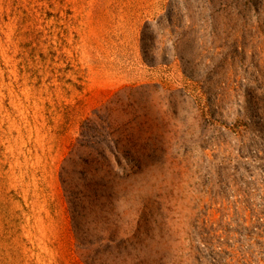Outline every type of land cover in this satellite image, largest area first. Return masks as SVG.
Instances as JSON below:
<instances>
[{"label":"rangeland","instance_id":"obj_1","mask_svg":"<svg viewBox=\"0 0 264 264\" xmlns=\"http://www.w3.org/2000/svg\"><path fill=\"white\" fill-rule=\"evenodd\" d=\"M0 264H264V0H0Z\"/></svg>","mask_w":264,"mask_h":264}]
</instances>
